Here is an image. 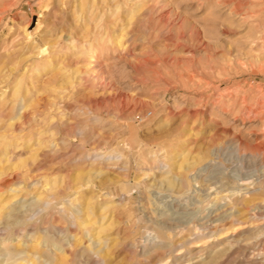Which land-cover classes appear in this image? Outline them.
Returning a JSON list of instances; mask_svg holds the SVG:
<instances>
[{
    "label": "rangeland",
    "instance_id": "rangeland-1",
    "mask_svg": "<svg viewBox=\"0 0 264 264\" xmlns=\"http://www.w3.org/2000/svg\"><path fill=\"white\" fill-rule=\"evenodd\" d=\"M260 66L264 0H0V264H264Z\"/></svg>",
    "mask_w": 264,
    "mask_h": 264
},
{
    "label": "bare ground",
    "instance_id": "bare-ground-1",
    "mask_svg": "<svg viewBox=\"0 0 264 264\" xmlns=\"http://www.w3.org/2000/svg\"><path fill=\"white\" fill-rule=\"evenodd\" d=\"M135 11V10H134ZM133 13V12H132ZM260 13V12H259ZM137 14H135V16H136ZM148 15V14H147ZM150 15V14H149ZM148 15V16H149ZM164 18V17H163ZM128 21V20H127ZM124 24V23H123ZM37 26H38V23H37ZM263 27V26H262ZM149 29V28H148ZM131 35V34H130ZM124 36H128V33H125V34H121L120 35V38H124ZM131 37V36H130ZM129 36H128V40H130L129 38H130ZM114 40V39H113ZM116 43L118 44V45H121V40H116ZM123 46H124V44H123ZM129 48V47H128ZM120 49V48H119ZM81 56V55H80ZM259 71H261V72H264V67H261L260 66V69H259ZM237 73V72H236ZM257 89H258V91L261 93V97L260 98H262V99H260V101H259V111L256 113V116L257 115H260V114H263L264 113V85H258L257 86ZM258 92V93H259ZM243 99H246V96L244 95L243 96ZM98 102V101H97ZM70 106V105H69ZM62 108V107H61ZM147 111V110H146ZM41 113V112H40ZM140 113V112H139ZM147 113V112H146ZM146 116V115H145ZM87 117H88V115H87ZM66 118V117H65ZM144 118V117H143ZM75 119V118H74ZM80 122V121H79ZM99 123V122H98ZM90 128H92V127H90ZM102 133V132H101ZM105 135V134H104ZM113 135V134H112ZM183 136V135H182ZM87 137H89V136H87ZM93 137V136H92ZM97 137V136H96ZM234 141V140H233ZM93 142V141H92ZM120 142V141H119ZM123 144V143H122ZM117 146H119V143H118V145ZM229 147H232L234 150H236V149H238V145L237 144H234V143H231V144H228L227 146H226V149H229ZM119 148V147H118ZM118 148L117 147H113L112 149H110V150H107V151H104L103 150V152H98V153H96L95 154V156L96 157H99L100 159H104V160H106V161H111V160H116L119 156H121V155H117L116 156V150H118ZM129 149V148H128ZM161 150H163V149H160V151ZM129 151V150H128ZM238 151V150H237ZM154 152V151H153ZM153 152H152V154H153ZM87 153V152H86ZM124 153V152H123ZM72 154V153H71ZM120 154H122V153H120ZM124 157H125V154L123 155ZM127 156V155H126ZM120 159V158H119ZM261 161V160H260ZM262 161H263V159H262ZM41 162V161H40ZM110 164V163H109ZM124 164V163H123ZM260 164H263V163H260ZM80 165V164H79ZM102 165V164H101ZM264 165V164H263ZM262 166V165H261ZM264 167V166H263ZM195 168V167H194ZM264 171V170H263ZM24 173V172H23ZM114 173V172H113ZM28 179V178H27ZM181 182L183 183L184 182V180L182 179L181 180ZM185 184V183H184ZM190 189V188H189ZM178 190V189H177ZM188 190V189H187ZM191 190V189H190ZM194 190V189H193ZM191 192V191H190ZM127 194V193H126ZM125 194V195H126ZM109 196V195H108ZM101 197V196H100ZM110 197V196H109ZM115 197V196H114ZM113 197V198H114ZM50 198V197H49ZM200 198V197H199ZM91 199V198H90ZM110 200V199H109ZM114 200V199H113ZM112 200V201H113ZM47 202V201H46ZM102 202V201H101ZM110 202V201H109ZM215 202V201H214ZM117 204V203H116ZM93 205V204H92ZM115 206V205H114ZM117 206V205H116ZM107 208V207H106ZM104 210H106L105 208H104ZM88 212V211H87ZM112 217V216H111ZM99 218H103L102 216H100ZM113 220V219H112ZM123 233V232H122Z\"/></svg>",
    "mask_w": 264,
    "mask_h": 264
}]
</instances>
